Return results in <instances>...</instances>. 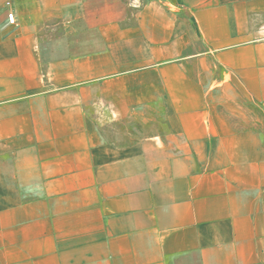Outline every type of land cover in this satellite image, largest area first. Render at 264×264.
Wrapping results in <instances>:
<instances>
[{
  "label": "crops",
  "instance_id": "0c3cea01",
  "mask_svg": "<svg viewBox=\"0 0 264 264\" xmlns=\"http://www.w3.org/2000/svg\"><path fill=\"white\" fill-rule=\"evenodd\" d=\"M0 264H264V0H0Z\"/></svg>",
  "mask_w": 264,
  "mask_h": 264
},
{
  "label": "built area",
  "instance_id": "2783aa9c",
  "mask_svg": "<svg viewBox=\"0 0 264 264\" xmlns=\"http://www.w3.org/2000/svg\"><path fill=\"white\" fill-rule=\"evenodd\" d=\"M8 19H9L11 24H14L16 22L15 14L13 12H10L8 15Z\"/></svg>",
  "mask_w": 264,
  "mask_h": 264
}]
</instances>
